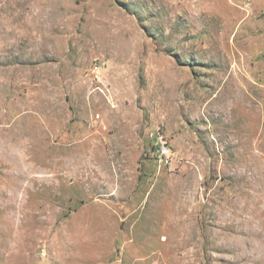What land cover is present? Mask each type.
I'll return each instance as SVG.
<instances>
[{
	"label": "rangeland",
	"instance_id": "rangeland-1",
	"mask_svg": "<svg viewBox=\"0 0 264 264\" xmlns=\"http://www.w3.org/2000/svg\"><path fill=\"white\" fill-rule=\"evenodd\" d=\"M0 264H264V0H0Z\"/></svg>",
	"mask_w": 264,
	"mask_h": 264
},
{
	"label": "built area",
	"instance_id": "built-area-1",
	"mask_svg": "<svg viewBox=\"0 0 264 264\" xmlns=\"http://www.w3.org/2000/svg\"><path fill=\"white\" fill-rule=\"evenodd\" d=\"M162 151H165V157H166V152L168 151L167 149L163 148Z\"/></svg>",
	"mask_w": 264,
	"mask_h": 264
},
{
	"label": "bare ground",
	"instance_id": "bare-ground-1",
	"mask_svg": "<svg viewBox=\"0 0 264 264\" xmlns=\"http://www.w3.org/2000/svg\"><path fill=\"white\" fill-rule=\"evenodd\" d=\"M166 153H168V151Z\"/></svg>",
	"mask_w": 264,
	"mask_h": 264
}]
</instances>
